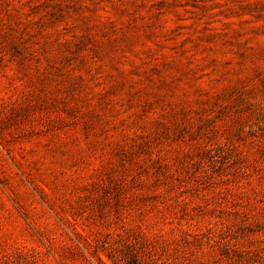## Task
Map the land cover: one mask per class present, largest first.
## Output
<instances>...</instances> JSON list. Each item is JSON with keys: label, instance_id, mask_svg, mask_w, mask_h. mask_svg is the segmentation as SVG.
<instances>
[{"label": "rangeland", "instance_id": "374dc122", "mask_svg": "<svg viewBox=\"0 0 264 264\" xmlns=\"http://www.w3.org/2000/svg\"><path fill=\"white\" fill-rule=\"evenodd\" d=\"M0 264H264V0H0Z\"/></svg>", "mask_w": 264, "mask_h": 264}]
</instances>
